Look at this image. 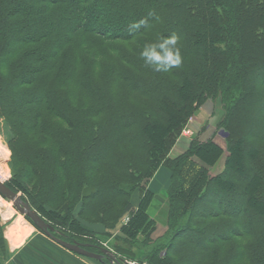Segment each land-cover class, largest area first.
Here are the masks:
<instances>
[{
  "label": "trees",
  "instance_id": "1",
  "mask_svg": "<svg viewBox=\"0 0 264 264\" xmlns=\"http://www.w3.org/2000/svg\"><path fill=\"white\" fill-rule=\"evenodd\" d=\"M172 33L182 65L154 72L139 52ZM207 101L224 149L195 138L173 156ZM0 123L22 165L7 186L66 242L99 253L113 235L114 253L147 264H264V0H0ZM160 168L162 198L147 188Z\"/></svg>",
  "mask_w": 264,
  "mask_h": 264
},
{
  "label": "rangeland",
  "instance_id": "2",
  "mask_svg": "<svg viewBox=\"0 0 264 264\" xmlns=\"http://www.w3.org/2000/svg\"><path fill=\"white\" fill-rule=\"evenodd\" d=\"M127 3L129 4V1H127ZM127 3L123 2V5H125L127 7L128 6ZM125 11L130 13L126 9H125ZM222 113H223L222 108H221L219 103H217V102L212 103L211 101H207L204 105H202L199 108V110L195 113V116L189 121V124H188L186 130L183 132L184 133L183 136H185L186 139L185 140L180 139V141L177 143L175 148H181L183 142L186 141V145H187L188 141H191L192 139L196 138L202 142L207 141L209 139H213V141L217 145L221 146V148L224 149L223 134L218 129L219 122L222 118ZM5 135L6 134L4 133L2 123H0V181L5 182V184L8 185L9 182H12V178L15 175L20 176L22 165H19L15 159H11V153H10L8 147L6 146V142H5ZM172 155L175 156V151L172 152ZM218 171H220V169H217L213 173L218 172ZM22 182H25V181L23 180ZM148 185H147V188H148ZM135 193H137V197L139 198L138 192H135ZM164 193L165 192L163 191V189H161L159 192L160 197L163 196ZM17 194L21 197V199L24 200L23 195L19 191L17 192ZM133 195H134V193L132 194L131 198H133ZM0 206L8 208L10 210L13 209V216L8 218V219H3V217L0 214V240L2 241V245H3L2 235L4 234L8 240V237H7L8 230H10L13 226H15L18 223V221H20L21 224L29 227L32 230V233L29 235V237L26 236L29 239V241H28V239L26 240V241H28L27 245L29 247L43 248L44 250L49 248L46 250V253L51 254L52 256H54L58 259H59L60 255L57 253V252H59V250H57L56 248H61L63 250V252H69V251L63 249L62 247H60L59 245H57L56 243H54L52 240H50L48 237H46L41 231L36 229L26 217L20 215L13 208L11 202L6 201L1 196H0ZM151 208H152V211H151L150 217H153L157 222H159L158 224H160V225H157V228H158L157 231L158 232L155 233V231H154L155 235L153 233L150 237L151 239H153L152 238L153 236H154V238L155 237L157 238V236L162 235L164 233V231L166 232V228H165V225L163 222L164 221L163 219H165L163 212H165L166 208H165V205H163L157 201H154L152 203ZM122 221L120 222V224H122V225L125 224ZM45 222L47 224H49L51 227H53V229L56 231V233L53 234L56 238L61 239V240L64 239L63 236L58 234V228H56L55 225L49 223L46 220H45ZM161 225H164V227ZM93 229L95 230V233L98 236H100V235H102L103 237L105 236V235H103L104 230L102 229V227L95 226V227H93ZM115 232H117V231H115ZM115 232L113 234L118 235L117 234L118 232L117 233H115ZM104 239L105 240H103L99 244L103 248L111 251L116 258L122 259V260L134 261V262H137L138 264H143V263L147 264L146 260L144 258L145 256L135 257V255H134L133 258H130V257L125 256V255H118V254L114 253L113 252L114 250H112V248H111L112 244H114V242H115L113 235H111L109 238L105 237ZM153 240H156V239H153ZM63 241H65V240H63ZM52 247H54L55 250H57V252L51 251L52 249H50V248H52ZM132 252L134 254L135 253L139 254V252L137 250L136 251L133 250ZM163 254L164 253H161L160 256H163ZM78 257H79V259H84L85 261L90 262V259H88V258H84L81 256H78ZM61 260H63V259L61 258ZM62 262L64 264L65 260H63Z\"/></svg>",
  "mask_w": 264,
  "mask_h": 264
},
{
  "label": "crops",
  "instance_id": "3",
  "mask_svg": "<svg viewBox=\"0 0 264 264\" xmlns=\"http://www.w3.org/2000/svg\"><path fill=\"white\" fill-rule=\"evenodd\" d=\"M181 139L185 140L186 138L185 136H183ZM189 142L190 141H188L187 145L186 141L183 142L181 148H174L173 151H175V155H178L185 151L189 145ZM169 177L170 176L167 170L163 168L158 169L149 182V190L155 196L160 197V190L163 189V191L165 192L169 185ZM130 201L133 207H135L138 202L137 193H134L133 198H131ZM0 214L3 219H8L13 216V209L10 210L8 208L0 206ZM158 223L159 222H157L156 224L155 233L158 232L157 225H160ZM161 226L164 227V225ZM31 233L32 230L29 227L21 224V222L18 221L15 226L8 230V240L3 234V247L0 246V264H63V260H65L64 264H103L92 259H90V262L85 261L84 259H79L78 255H74L71 252H63L61 248H56L57 250H59V252H57L54 247L50 248L52 249L51 251H55L60 255L58 259L51 254L46 253V250L49 248L44 250L43 248L29 247L27 244L29 241L28 237ZM163 234L157 236V238H154V236L152 238H161ZM27 239L28 241H26ZM61 258L63 260H61Z\"/></svg>",
  "mask_w": 264,
  "mask_h": 264
},
{
  "label": "water",
  "instance_id": "4",
  "mask_svg": "<svg viewBox=\"0 0 264 264\" xmlns=\"http://www.w3.org/2000/svg\"><path fill=\"white\" fill-rule=\"evenodd\" d=\"M0 196L5 199L6 201H9L12 203L13 208L22 216L26 217L31 224L41 231L46 237H48L50 240H52L54 243L62 247L63 249L76 254L81 257H85L88 259L96 260V261H102L103 259L109 260V262L115 261V258L111 251L102 248L99 249V253H93L90 251H87L85 248L88 246H83L76 242H66L61 239L56 238L53 234L56 233V231L51 227L49 224H47L40 216L37 214L29 204L21 199V197L13 192L6 184L5 182L0 181Z\"/></svg>",
  "mask_w": 264,
  "mask_h": 264
},
{
  "label": "clouds",
  "instance_id": "5",
  "mask_svg": "<svg viewBox=\"0 0 264 264\" xmlns=\"http://www.w3.org/2000/svg\"><path fill=\"white\" fill-rule=\"evenodd\" d=\"M146 24L145 20L134 22L129 31L139 30ZM179 37L172 33L169 36H158L155 41L145 43L139 52L144 65L154 72L167 73L182 65L183 58L178 47Z\"/></svg>",
  "mask_w": 264,
  "mask_h": 264
},
{
  "label": "built area",
  "instance_id": "6",
  "mask_svg": "<svg viewBox=\"0 0 264 264\" xmlns=\"http://www.w3.org/2000/svg\"><path fill=\"white\" fill-rule=\"evenodd\" d=\"M128 221V218L126 217V218H124L123 219V223H126ZM124 264H138L137 262H134V261H124ZM143 264H145V263H143Z\"/></svg>",
  "mask_w": 264,
  "mask_h": 264
}]
</instances>
